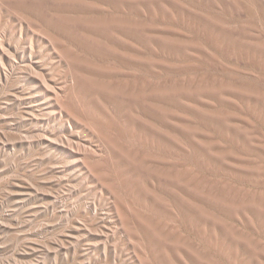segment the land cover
<instances>
[{
	"label": "rangeland",
	"instance_id": "374dc122",
	"mask_svg": "<svg viewBox=\"0 0 264 264\" xmlns=\"http://www.w3.org/2000/svg\"><path fill=\"white\" fill-rule=\"evenodd\" d=\"M0 264H264V0H0Z\"/></svg>",
	"mask_w": 264,
	"mask_h": 264
}]
</instances>
